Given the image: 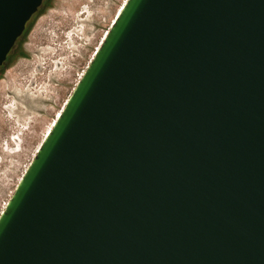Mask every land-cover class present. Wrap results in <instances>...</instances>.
<instances>
[{
    "label": "water",
    "instance_id": "95a60500",
    "mask_svg": "<svg viewBox=\"0 0 264 264\" xmlns=\"http://www.w3.org/2000/svg\"><path fill=\"white\" fill-rule=\"evenodd\" d=\"M44 0H0V66ZM0 264H264V0H126L0 212Z\"/></svg>",
    "mask_w": 264,
    "mask_h": 264
},
{
    "label": "rangeland",
    "instance_id": "374dc122",
    "mask_svg": "<svg viewBox=\"0 0 264 264\" xmlns=\"http://www.w3.org/2000/svg\"><path fill=\"white\" fill-rule=\"evenodd\" d=\"M125 0H47L0 70V212Z\"/></svg>",
    "mask_w": 264,
    "mask_h": 264
},
{
    "label": "trees",
    "instance_id": "16d2710c",
    "mask_svg": "<svg viewBox=\"0 0 264 264\" xmlns=\"http://www.w3.org/2000/svg\"><path fill=\"white\" fill-rule=\"evenodd\" d=\"M47 3V0H44L43 3H42V6H44L45 4ZM41 8V7H40ZM40 8L38 9V11L32 16V18L28 21L24 31H23V34H26L28 29L30 28L31 24H32V19H34V17L40 12ZM17 43H18V40L17 42L15 43L13 49L9 52V54L7 55L6 57V60L5 62L0 66V70H2L5 66V63L8 62V60H10V58L15 54L16 50H17Z\"/></svg>",
    "mask_w": 264,
    "mask_h": 264
},
{
    "label": "bare ground",
    "instance_id": "6f19581e",
    "mask_svg": "<svg viewBox=\"0 0 264 264\" xmlns=\"http://www.w3.org/2000/svg\"><path fill=\"white\" fill-rule=\"evenodd\" d=\"M125 1H126V0H125ZM125 1H123V2L120 4V6H119L117 12L115 13V15H114V17H113V19H112V22H113L114 18L117 16V14L119 13V11H120V9H121V7H122V5L124 4ZM112 22H111V23H112ZM110 25H111V24H110ZM105 34H106V33H105ZM104 36H105V35H104ZM104 36L102 37V39L104 38ZM102 39L100 40V43H101ZM100 43H99V45H100ZM99 45H98V46H99ZM98 46H97V48H98ZM95 50H96V49H95ZM95 50H94V52H95ZM67 98H68V97H67ZM63 107H64V106H63ZM61 110H62V108L59 109V110L57 111L56 116L54 117V120H53V122L51 123L50 127H49V128L47 129V131L45 132L44 137L47 135V133H48L49 130L51 129L53 123L55 122L56 118H57L58 115L60 114ZM44 137H43V139H44Z\"/></svg>",
    "mask_w": 264,
    "mask_h": 264
}]
</instances>
